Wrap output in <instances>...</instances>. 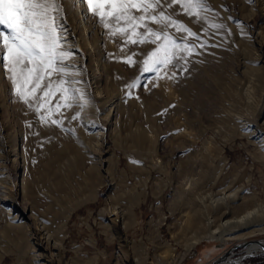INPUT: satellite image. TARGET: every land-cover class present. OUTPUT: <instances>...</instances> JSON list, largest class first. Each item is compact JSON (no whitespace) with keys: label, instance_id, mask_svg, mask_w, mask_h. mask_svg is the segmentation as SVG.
Wrapping results in <instances>:
<instances>
[{"label":"rangeland","instance_id":"obj_1","mask_svg":"<svg viewBox=\"0 0 264 264\" xmlns=\"http://www.w3.org/2000/svg\"><path fill=\"white\" fill-rule=\"evenodd\" d=\"M204 3L210 9L208 12L212 13L205 37L218 43L222 58L207 54L204 70L190 62L185 67L186 70H182L179 82L185 93L189 89L185 79L191 76L198 88L185 98V95L176 97L169 105L165 102L160 75L142 71L144 66L140 63L144 54L148 53L154 44L126 42L127 35L130 34L121 32L113 36L94 16L99 31L97 37L100 38L96 49L104 47V35L105 41L109 42L119 56L123 71L132 77L131 82L138 78L139 86L133 88L131 98L121 102L120 118L116 125L112 117L113 107L111 109L108 104L103 107L99 95L89 93L83 101L87 103L82 107L80 122L85 124V132L84 137L78 141L82 171L73 168L72 174L76 182L80 175H91L93 181L95 180V192L92 197H87L88 190L83 186L82 193L75 194L78 197H87V201L72 213L63 232V236L68 235L64 245V263L76 264L75 251L80 248L83 249L85 257H92L98 251L101 254L99 264H114L120 248L126 245L128 249L129 245L133 244L140 253L145 250L148 252L146 264H264V248L249 253L247 248L251 245H244L250 241L264 244V234L242 242L232 241L224 246L219 242L202 241L191 251L184 250V244L189 241L190 234L183 229L182 216L186 207L179 197L188 191L187 175L197 173L208 141L211 142L208 147L214 157L218 153L216 148L223 150L224 167L219 180L212 188L213 194L223 188L232 191L241 187L244 193L257 196L264 202V150L243 136V131L241 136L235 134L232 138L223 131L224 129L220 132L214 129V116L221 106V99L216 91L218 88L212 85L210 77L213 71L218 70L225 78L231 76L236 78L237 82L242 80L240 60L247 57L246 47L257 49V33L262 31L264 26V0H219L218 3L204 0ZM241 19L242 24L239 23ZM111 23L114 26V21ZM214 24H221L223 27H212ZM230 25H237L241 29L234 28V37L229 43H225L222 38L230 31ZM148 27L160 30V26L156 24L150 23ZM137 32L143 33L144 28L137 29ZM218 37L220 41L217 40ZM129 57L132 63L126 62ZM2 64L3 61H0V106H4L2 109L7 116L0 109V180L5 178L10 183L15 177L11 171L10 143H7L5 137V131L9 128L5 119L7 117L11 123L14 121L10 111L16 95L5 83L8 75ZM191 68L194 71L192 75ZM251 87L252 85L248 84L241 86L239 96L233 101V109L237 113L241 112L243 117L238 115L240 119L251 120L254 114L258 113L261 94L259 90L252 91ZM251 92L256 96L255 103L253 100L246 101V95ZM90 100L95 101L89 103ZM52 103L49 106L53 108ZM148 109H153L156 113L154 124L150 122ZM34 114L38 117L35 111ZM125 116L129 119L132 129L136 124L151 128L148 135L155 141V151L152 152L154 154H148L146 148L132 143L127 128L122 124ZM244 121L246 122H240V129L244 128ZM98 129L102 130V138L94 136ZM104 159L108 160L105 165L102 163ZM108 162L111 166V177L105 172ZM72 163L73 161L69 160V164ZM14 190L18 195L16 187ZM2 198L0 195V229L3 227V221L8 220V210L12 206L8 199ZM119 210L125 211V219L128 220L125 230L121 223L114 222L118 216L113 213ZM2 247L0 242V254H5L0 264H32L31 256L26 250L19 251L12 244L4 246L5 249ZM165 247L172 248L175 255L173 263L157 261L158 254ZM208 247L213 248L212 253L203 258L200 253ZM129 264H133V261L130 260Z\"/></svg>","mask_w":264,"mask_h":264},{"label":"bare ground","instance_id":"obj_2","mask_svg":"<svg viewBox=\"0 0 264 264\" xmlns=\"http://www.w3.org/2000/svg\"><path fill=\"white\" fill-rule=\"evenodd\" d=\"M213 1L219 2V0ZM57 2L60 3L62 9L60 11L62 14L56 15V26L63 46L61 50L70 51L72 55L63 62L65 66L69 67V75L67 77L53 75L51 80L54 88L59 79L69 81L65 86L70 87L72 90L74 97L70 100L72 106L61 107L58 112H55L56 104H63V101L60 99L61 94L59 92L51 97L49 104L54 103L53 110L55 112L51 119L62 120L63 122L61 126H57L51 124L50 121L41 123L34 114L33 109H29L16 96L14 106L10 111L14 121L11 123L8 122L7 117L5 119L6 124L9 126L5 131V137L7 143H10L11 171L15 178L10 183L5 178L0 180V195L12 204L11 209L8 210L9 218L3 221V227L0 229V242L3 247L12 244L19 251L26 250L27 254L31 256L32 264H67L64 263L66 257L64 245L68 235L64 234L63 236V232H65V227L72 213L87 201V197H92L95 192V180L93 181L91 175H80L76 182L72 174L73 168L82 171V165L79 162L81 150L78 141L84 137L85 124L80 122L83 113L80 105L85 106L87 102L79 99L80 94L83 93L85 99L89 93L97 94L100 96L99 101L103 107L106 104L111 109L113 107L114 114L112 117H114L115 125L120 118L121 102L133 94V89H131V95H129L127 87L131 83L132 77L123 71L119 56L111 48L109 42L105 41L104 35L102 37L104 47L96 49L98 41H100V38L97 37L98 25L94 16L87 12V5L81 3L80 0H57ZM168 12L173 15L174 19L196 32L198 39L188 37L183 32H177L172 27L166 29L176 39L177 43L187 42L194 48L193 54L187 56L186 62L183 59L174 60L167 67H161L155 72L162 79L166 105H169L178 96L183 97L185 95L183 98L186 95L189 96L198 88L197 84L191 80V76H187L185 80L189 89L185 94L179 82L182 70L190 62L204 70L207 54L214 58H222L218 43L205 37L206 27L212 17L211 11L201 13V16L206 17V20L188 16L178 5L168 9ZM242 20L239 22L240 24L243 23ZM234 28L237 30L240 27L230 25V31H227L222 41L229 43L232 40ZM263 31L264 26L262 31L257 33V49L252 50L246 47L247 57L240 60L242 80L237 82L238 80L231 76L225 78L218 70L213 71L210 76L212 85L218 88L216 91H218L221 99V106L216 115L214 114V129L217 132L224 129L223 131L232 138L235 134L241 136L244 133L243 136L248 137L261 150H264ZM235 34H237V31ZM217 40L220 41L219 37ZM155 48L156 45L148 53H145L143 58L141 57L140 63L142 66H144L143 62L148 54ZM181 55L184 54L181 53ZM139 56L141 55L139 54ZM193 72L192 69L190 75ZM6 74L9 76L7 72ZM5 81L13 89L11 80L7 79ZM245 84L252 85L251 90H259L261 94V96L259 95L258 113H255L251 120L238 118V115L241 116V112L237 113L233 109V101L239 96L240 87ZM40 94L37 93V95ZM246 99V101H254L256 96L251 92L246 95ZM94 101L90 100L89 103ZM3 107L1 105L0 109ZM33 107H35V101H33ZM2 112L7 116L4 109H2ZM147 112L151 124H154L155 111L148 109ZM42 113H44V110H42ZM77 113H79V118L73 120L72 117ZM251 114L253 113L251 112ZM106 115L108 116L109 113ZM241 118L243 117L241 116ZM242 120H246V122L244 121V128L240 129ZM122 122L135 146L146 148L148 154L155 151V141L148 135L151 128L148 129V126L144 127L141 124H136L135 128L132 129L126 116L123 117ZM11 124L12 126H10ZM7 125H4V127H8ZM94 136L102 138V130H96ZM210 144L211 142L208 141L205 145L203 160H201L197 173L186 174L189 188L187 187L188 191L179 197L186 207L182 216L184 220L183 229L187 234H190V242L187 241L184 244L186 252L191 251L202 241L219 242L224 246L232 241L242 242L264 234V202L260 198L249 196L243 192L244 190L241 187H237L232 191L223 188L213 194L212 188L220 178L224 161H222L223 150L219 147L216 148L218 153L214 157L208 147ZM69 160H72L73 163L69 164ZM107 161V159H104L102 163L105 165ZM217 162L218 165H216ZM110 168L108 162L105 171L108 177L112 176ZM83 186H86L88 195L87 197L83 195L78 197L75 194L76 192L81 194ZM15 187L18 190V195L15 194ZM113 215L118 216L114 222L121 223L125 230L128 226L125 211H115ZM23 220H25L24 223ZM253 242L244 243V245H251L247 248L249 253L264 248L263 243ZM157 244H159V241H157ZM212 250V247H208L202 250L200 256L207 257L212 253ZM140 252L133 244L129 245L128 249L126 245L122 246L114 264H129L130 260L133 261V264H146L148 252L146 250ZM4 255L0 254V262L4 260ZM100 255L97 251L92 257H85L83 249L79 248L75 251L76 264H99ZM174 256L172 248L165 247L158 254L157 261L160 263H173Z\"/></svg>","mask_w":264,"mask_h":264},{"label":"snow or ice","instance_id":"obj_3","mask_svg":"<svg viewBox=\"0 0 264 264\" xmlns=\"http://www.w3.org/2000/svg\"><path fill=\"white\" fill-rule=\"evenodd\" d=\"M87 5V12L98 18L100 24L108 29L111 35L121 32L127 35V41L133 44L146 42L156 45L144 60V72H157L167 67L174 60L183 59L194 52L193 46L177 43L166 30L170 27L183 32L188 37L198 39L196 32L173 18L167 9L178 5L188 16L206 20L202 12L210 9L204 0H80ZM57 0H0V61L9 74L14 94L37 113L41 123L61 126L62 120L51 119L61 107H71L72 90L65 85L66 79H59L55 88L51 77L58 75L67 77L69 67L64 61L72 53L62 49L61 37L56 26V14L61 11ZM134 13H139L135 15ZM114 21V26L111 23ZM123 21V26L121 22ZM160 26L153 30L148 24ZM212 27L222 28L221 24ZM144 28L143 33L137 29ZM135 37V38H134ZM183 53L184 55H181ZM128 63H132L131 57ZM151 62V63H150ZM186 70V68L184 69ZM47 81V83H45ZM139 86V79L127 85L129 95L131 89ZM41 93L37 95V93ZM59 92L63 104L57 103L55 112L49 106L51 97ZM79 99L84 101V94ZM83 107V104L80 105ZM44 110V113H42ZM79 118V113L72 117ZM31 126V125H29Z\"/></svg>","mask_w":264,"mask_h":264}]
</instances>
